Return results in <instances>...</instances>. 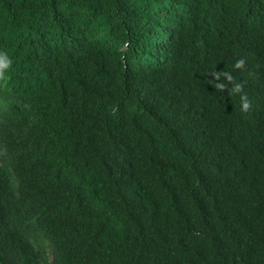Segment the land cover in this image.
<instances>
[{"label":"trees","instance_id":"16d2710c","mask_svg":"<svg viewBox=\"0 0 264 264\" xmlns=\"http://www.w3.org/2000/svg\"><path fill=\"white\" fill-rule=\"evenodd\" d=\"M57 65L113 89L102 124L130 143L124 165L56 143L73 94L50 106ZM0 71V139L24 173L0 170V193L30 200L0 264H264V106L245 121L234 97L264 103V0H0Z\"/></svg>","mask_w":264,"mask_h":264},{"label":"clouds","instance_id":"9594fccd","mask_svg":"<svg viewBox=\"0 0 264 264\" xmlns=\"http://www.w3.org/2000/svg\"><path fill=\"white\" fill-rule=\"evenodd\" d=\"M159 28V27H158ZM168 45L170 47H182L178 39L173 42L169 41L168 37H164L162 47ZM170 51H164L169 53ZM243 64V60L237 61V66ZM74 68L62 69L59 65L49 68L45 71L46 78L52 84L54 92L51 96L52 106L55 102L62 98H67L66 94L70 95L73 90L72 99H65V109L63 112H57L53 108L57 124L64 127V130L59 135L56 143H61L65 146L66 150L71 153H83L88 155L90 149L94 148L100 155L110 159L113 164L124 165L126 153L132 156V147L128 140L123 138L115 139L108 132L107 128L103 126L102 120L106 111L111 108L109 99H115L114 91L110 86L92 85L98 81L96 77L88 79H73L70 78L71 71ZM5 78L4 74L0 71V96L6 97L5 94ZM152 84H155L159 89L166 92H172V80L156 76ZM223 87L222 89H225ZM236 90L240 89V85L235 86ZM124 91L135 95L139 101L131 97H122L120 104L124 110L131 116L140 118L147 114V104L143 100L139 92H131L127 89ZM238 100V106L242 112V118L245 121H252L256 115L259 107L264 106V103L257 102L256 100H249L241 93L235 95ZM169 101L160 104L161 111L156 115H168ZM10 107L24 112L21 104L12 99ZM86 107L90 113H82L81 108ZM50 108H47V111ZM77 109L75 116L65 113ZM82 113V114H81ZM45 113L33 119L32 122H38V133L35 139L34 148L38 151L40 142V129L39 121ZM178 145V142L177 144ZM150 169H152L150 167ZM149 169V170H150ZM0 170L8 176L16 179L20 174H24L19 167L16 151L14 145L7 141L0 139ZM122 173V171L120 172ZM140 173V170H139ZM141 175V174H140ZM142 176V175H141ZM16 186L18 188V179ZM30 206V200L21 192H14L3 194L0 193V240L5 241L9 235L17 231L21 226L19 218L20 211H27ZM50 254V253H48ZM52 258L53 255L50 254ZM39 264H46L43 258L40 259Z\"/></svg>","mask_w":264,"mask_h":264}]
</instances>
